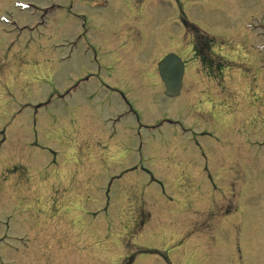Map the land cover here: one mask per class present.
<instances>
[{
  "label": "rangeland",
  "instance_id": "374dc122",
  "mask_svg": "<svg viewBox=\"0 0 264 264\" xmlns=\"http://www.w3.org/2000/svg\"><path fill=\"white\" fill-rule=\"evenodd\" d=\"M85 4L101 79L125 100L80 79L91 67L70 44L68 0H0V44L18 56L0 55V108L55 93L36 136L2 145L0 170L19 169L0 174V264H264V0ZM111 40L120 76L102 62ZM168 53L187 66L175 98L156 66ZM164 117L179 124L139 126Z\"/></svg>",
  "mask_w": 264,
  "mask_h": 264
},
{
  "label": "flooded vegetation",
  "instance_id": "af4514ba",
  "mask_svg": "<svg viewBox=\"0 0 264 264\" xmlns=\"http://www.w3.org/2000/svg\"><path fill=\"white\" fill-rule=\"evenodd\" d=\"M91 1L92 0H68V11H69L71 17H74V18L77 17L76 20H79L80 27H81L80 31H76L72 34L73 39L71 40L70 44L73 45V47L78 46L80 49L81 55L86 54L88 56V59H87L88 64L91 67V69L89 68L90 70L89 69L86 70V72L83 74V77L80 79L83 80V78L84 79L87 78L84 81L86 83L89 81H93L97 92L104 94V96H108L109 101H111L112 96H114L116 100L122 101V100H125L122 90L118 89L116 84H108L107 82L104 83L101 79V72H102L103 66L99 60V57L97 55L95 47L92 45V43L90 41V35L88 34V32L91 31V32H94V35H98L99 33L96 31L97 26L92 25L87 21V17H86L85 13H83V12L78 13V12L74 11L77 4H81V5L85 6L89 11H91L87 7V5L85 4V2H87L88 4H91ZM180 21L184 24V19L182 18V16L180 18ZM135 44H136V41L133 39H130L129 44H127L126 48H125L126 52L132 51V49H133L132 47ZM107 46H108V53H110V54H108L107 59L106 60L103 59L102 62L104 63V65L106 67L111 68V70H114V73L116 74V76H120L118 74L119 70H120L119 69L120 66L117 69V67L114 65V58L117 60L116 55L118 54V49H117L118 46L115 43L113 44V46H110V45H107ZM17 49H19L20 52H24L26 48L25 47H21V48L19 47ZM149 49H152V47H148V53H149ZM10 50H11V48L9 47V44H7V43L0 44V55L2 52L7 53V54L3 53L6 62H11V60H13L14 57H18V56H16V51L9 53ZM201 50H203V48H201ZM194 51H196V50H194ZM175 54H177L178 56H181L178 53H175ZM200 54H202V52H200ZM200 54H199V52H198V54L194 53L195 58H198V60H200V62L202 63V58H199ZM126 55H127V53H126ZM182 59H183V63H184V70H186V68H187L186 61H185L184 57H182ZM142 61L144 62V59H142ZM112 62H113V64H112ZM107 63H109V64H107ZM146 65H147V63H146ZM208 65H209L208 68L212 67L211 62H208ZM24 67L25 66L23 65L22 68H24ZM3 68H5V69L3 70ZM9 68H11V65H9V64H0V75L3 76L7 72L10 73L11 70ZM115 74H113V78H115ZM106 76H108V75H106ZM18 78H19V76L17 78H13L16 80L15 84L19 83ZM36 81L37 80L33 78V80L31 82L26 83L25 88H28V91H29V89L34 88ZM3 83H4V85H8L7 82H3ZM8 92L9 91H7L6 97L10 98V96L8 95ZM49 92L50 93L48 95H50V94L52 95L53 90H51ZM33 104L34 103H32L30 101H22V103H21L22 106L20 108L19 116L15 115L14 112L13 113L12 112L7 113V111L5 110V105H4V107L0 108V110H1L0 115H1L2 119L7 114V119L2 121V124L0 127V138H1V140H0V156L1 157H4L2 145L6 141L8 142V140H9L8 133L18 131L19 133H22L24 136L29 135L28 133H30V136H32V135L36 136L37 133L40 131L39 119L37 117L38 108L34 107ZM127 108H128L129 112H135L132 109V107H130V105H128V103H127ZM109 121H111V117H109ZM24 122H26V123H24ZM16 126H18V128ZM19 126H21V127H19ZM6 138H8V139L6 140ZM26 147H27V144H24L23 148L25 149ZM1 169H3V170L5 169L4 173L6 174L10 171H15V170L18 171L19 168L15 165V163H9V164H7V166H5ZM31 169H34V166H31ZM3 170L2 171L0 170V174L3 172ZM32 180H33L32 177H28V181L27 182L24 181V183L26 184L25 186H28V184L30 182H32ZM6 181H7L6 188H4V191L6 189H8V186H7L8 180H6V178L5 179L3 178L2 183H5ZM18 182L19 181H17L16 183H18ZM236 249H237L238 253L241 252L239 246H237ZM128 262H130V261H128ZM21 264H39V262L38 261L28 262V261H26V259H24L21 262ZM46 264H50V263H46Z\"/></svg>",
  "mask_w": 264,
  "mask_h": 264
},
{
  "label": "water",
  "instance_id": "95a60500",
  "mask_svg": "<svg viewBox=\"0 0 264 264\" xmlns=\"http://www.w3.org/2000/svg\"><path fill=\"white\" fill-rule=\"evenodd\" d=\"M158 69L165 84V94L171 97L178 95L183 71V65L179 57L174 54L166 55L158 63Z\"/></svg>",
  "mask_w": 264,
  "mask_h": 264
},
{
  "label": "bare ground",
  "instance_id": "6f19581e",
  "mask_svg": "<svg viewBox=\"0 0 264 264\" xmlns=\"http://www.w3.org/2000/svg\"><path fill=\"white\" fill-rule=\"evenodd\" d=\"M41 67H43V66H39V67H37L36 70L40 72V71H41V70H40ZM31 78H32V77H31ZM33 78L36 79V77H33ZM42 79H43V80H46V79H44V78H42ZM32 80H33V79H32ZM138 99H139V98H138ZM139 101H140V99H139ZM140 102H141V101H140ZM181 165H182V161H181ZM38 249H40V245L38 246ZM81 255H83V254H81Z\"/></svg>",
  "mask_w": 264,
  "mask_h": 264
}]
</instances>
